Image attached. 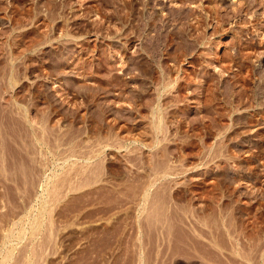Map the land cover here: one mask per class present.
Masks as SVG:
<instances>
[{"label": "rangeland", "instance_id": "rangeland-1", "mask_svg": "<svg viewBox=\"0 0 264 264\" xmlns=\"http://www.w3.org/2000/svg\"><path fill=\"white\" fill-rule=\"evenodd\" d=\"M0 264H264V0H0Z\"/></svg>", "mask_w": 264, "mask_h": 264}, {"label": "bare ground", "instance_id": "bare-ground-1", "mask_svg": "<svg viewBox=\"0 0 264 264\" xmlns=\"http://www.w3.org/2000/svg\"><path fill=\"white\" fill-rule=\"evenodd\" d=\"M155 50V49H154ZM18 155V154H17Z\"/></svg>", "mask_w": 264, "mask_h": 264}]
</instances>
